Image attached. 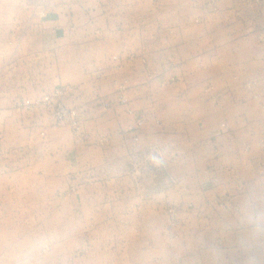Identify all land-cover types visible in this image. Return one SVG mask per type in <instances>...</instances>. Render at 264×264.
I'll use <instances>...</instances> for the list:
<instances>
[{"label": "crops", "instance_id": "1", "mask_svg": "<svg viewBox=\"0 0 264 264\" xmlns=\"http://www.w3.org/2000/svg\"><path fill=\"white\" fill-rule=\"evenodd\" d=\"M0 264H264V0H0Z\"/></svg>", "mask_w": 264, "mask_h": 264}, {"label": "built area", "instance_id": "2", "mask_svg": "<svg viewBox=\"0 0 264 264\" xmlns=\"http://www.w3.org/2000/svg\"><path fill=\"white\" fill-rule=\"evenodd\" d=\"M215 9V6H213ZM126 89L125 82L119 83L118 90L120 94L118 96L120 103H126L127 99L124 95V91ZM71 90V87L68 85H59L53 88L51 91L43 93L40 96H37L34 99H25L23 104L29 109H34L35 107H44L48 109L53 116L54 120L58 123L67 122L70 124L73 129L76 130L77 133L80 134V118L78 110L72 107H69L65 101L64 96ZM106 105H108L106 103ZM145 120L143 118H137L136 121L129 126V131L135 133L133 139L135 141L138 140V131L145 124ZM106 139V138H105ZM76 187L74 185L71 186V191H75ZM168 214L171 216V219L174 220L175 210L172 207H169L167 210ZM173 222L172 224H174ZM47 246H45L46 248Z\"/></svg>", "mask_w": 264, "mask_h": 264}, {"label": "rangeland", "instance_id": "3", "mask_svg": "<svg viewBox=\"0 0 264 264\" xmlns=\"http://www.w3.org/2000/svg\"><path fill=\"white\" fill-rule=\"evenodd\" d=\"M73 130L76 133V135L79 137V133H77L75 129H73ZM80 130H81V126H80ZM45 246H47V247L45 248ZM45 246H44V249H47L48 248V245H45Z\"/></svg>", "mask_w": 264, "mask_h": 264}]
</instances>
